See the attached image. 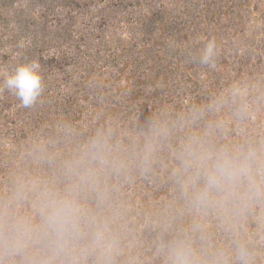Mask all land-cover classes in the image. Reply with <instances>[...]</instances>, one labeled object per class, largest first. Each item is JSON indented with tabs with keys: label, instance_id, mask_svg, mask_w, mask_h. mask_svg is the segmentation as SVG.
<instances>
[{
	"label": "rangeland",
	"instance_id": "rangeland-1",
	"mask_svg": "<svg viewBox=\"0 0 264 264\" xmlns=\"http://www.w3.org/2000/svg\"><path fill=\"white\" fill-rule=\"evenodd\" d=\"M32 61L36 104L0 89V213L39 227L43 193L75 189L82 230L62 253L0 243V264H173L176 243L264 264V0H0V82ZM189 145L251 152V185L198 205Z\"/></svg>",
	"mask_w": 264,
	"mask_h": 264
},
{
	"label": "clouds",
	"instance_id": "clouds-1",
	"mask_svg": "<svg viewBox=\"0 0 264 264\" xmlns=\"http://www.w3.org/2000/svg\"><path fill=\"white\" fill-rule=\"evenodd\" d=\"M217 55V45L214 39H208L200 49L199 62L209 68H214ZM38 61L21 64L0 82V89H7L15 95L25 108L36 104L44 90L43 78ZM94 151L104 159V145L97 141ZM188 155L198 165L197 179L203 178V187L195 194L194 201L198 205H206L215 192L234 194L241 181L247 179L252 183L251 157L248 155L233 156L227 150H220L214 157L197 153L194 146L189 145ZM209 160L211 162L209 163ZM75 189H68L65 195L52 192L43 193L44 205L41 212L42 224L34 227L22 217L9 218L0 213V243L6 250L19 251L29 243L39 239L47 240L49 246L57 253L68 251L82 230L83 208L74 195ZM252 194L251 187L249 195ZM256 194H259L258 192ZM97 242L103 240V233H95ZM241 259H246L247 253L240 249ZM192 254L187 244L172 245L173 264H192Z\"/></svg>",
	"mask_w": 264,
	"mask_h": 264
}]
</instances>
